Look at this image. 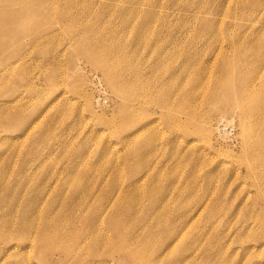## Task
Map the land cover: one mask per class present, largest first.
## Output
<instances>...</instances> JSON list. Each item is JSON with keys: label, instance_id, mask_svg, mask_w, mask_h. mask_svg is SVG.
<instances>
[{"label": "rangeland", "instance_id": "1", "mask_svg": "<svg viewBox=\"0 0 264 264\" xmlns=\"http://www.w3.org/2000/svg\"><path fill=\"white\" fill-rule=\"evenodd\" d=\"M42 1L0 4V264H264L263 161L243 150L237 106L198 102V127L148 99L176 70L159 43L210 63L208 85L252 81L227 60L235 46L264 59V0ZM100 36L130 59L85 53ZM95 60L123 63L127 94L144 97L115 93Z\"/></svg>", "mask_w": 264, "mask_h": 264}, {"label": "bare ground", "instance_id": "2", "mask_svg": "<svg viewBox=\"0 0 264 264\" xmlns=\"http://www.w3.org/2000/svg\"><path fill=\"white\" fill-rule=\"evenodd\" d=\"M57 1H55L56 4H57ZM10 2H12V0H0V4L10 3ZM42 2H44V1H42ZM70 2H72V1H70ZM79 3H80V1H79ZM19 4L20 3H18V5ZM72 4H75V3H72ZM39 5L41 6V4H39ZM52 5L54 6V4H51V6ZM104 5L106 6L105 2H104ZM104 5L102 4V6H104ZM54 8L56 10L57 6L56 7L54 6ZM54 8H51V10H53ZM67 8H69V7H67ZM102 8H104V7H102ZM70 9L72 10L71 6H70ZM49 10H50V8H49ZM67 11H68V9H67ZM7 12H9V10ZM125 12L123 13L124 15H125ZM1 13H4V12H1ZM57 13H58V11H57ZM69 13L67 14L68 16H69ZM53 14L54 13H52V15ZM55 15H57V14H54L53 16L55 17ZM49 16H51V15H49ZM70 17L71 16L63 18L60 21L61 25L64 26L65 24H67L68 21L71 19ZM95 17H97V16H95ZM123 17H125V16H123ZM52 18L50 20H52ZM75 18L78 19L80 17H78V15H77V17H74V19ZM97 18H95L96 21H97ZM0 21H1L0 25H3V27H5V25L8 24L7 20L0 19ZM23 23H26V20H23ZM45 25L49 26V24H44V26ZM50 25H53V24H50ZM90 25H91V23H90ZM63 26H61V28ZM20 29H22V28H20ZM85 29H87V28H85ZM22 31H24V30L22 29ZM52 31H54V30H52ZM98 31L100 32V30H98ZM86 32H89V30H86ZM99 32H97V34H99ZM52 33L54 34V32H52ZM90 33L92 34V32H90ZM100 34L102 35V32H100ZM107 34L108 33H106V35L105 34L104 35L107 36ZM86 35H87V33H86ZM117 35H118V33L116 34V36ZM4 36H7V35L5 34ZM83 36H84V34H83ZM97 36H99V35H97ZM85 38H88V37H85ZM10 39L7 38L5 40V43L7 41L9 42ZM83 40H85V39H83ZM98 40L100 42H97V43H94V44L90 43V46L88 45V50H87L88 52L86 51L85 53H90V52L93 53L95 51L101 52L100 51L101 49L97 46L99 43H101L103 46H100L101 44L99 46L101 48L103 47L102 48V52L106 53V54H109L111 56V60L116 61V60H121V59L122 60H129L130 59V56L127 57V52H123L125 50H123L122 46L120 45L122 43H120V44L117 43L116 39H109V38H106L104 36H100L99 39L97 38V41ZM72 41L73 40H71V42ZM75 42H76V45H75ZM75 42L73 43V45L77 46L78 45V39H76ZM8 45H10V43ZM8 45L5 44V46H8ZM34 45L30 46V47L34 48ZM255 46L256 45H251V46H247V48H249V51H250V48H251V50H255V49H257L256 48L257 46L256 47ZM258 46L260 47V45H258ZM124 47H126V46H124ZM243 47H245V46L243 45ZM121 48H122L123 51L121 50ZM157 48H158L157 49V53L158 54L163 53L164 55H166V57L163 59L162 63H165V64L168 65V57L171 56V59L174 62V67H176V70H174V73L178 74L179 80L177 79V75H175L172 71H170L169 72L170 79H166L165 80L166 83L161 84L160 85V89L159 88L156 89V91L154 93V98H148V99H150V100L155 99L156 102L165 110H168V109L171 110L170 105L177 106L179 108V110H180V113H182V114H184L186 116L185 117L186 118L185 121L191 122L193 124L195 123L196 126L201 127V125H202L201 120L203 118H200L199 117L200 114L195 111L196 110V104L198 102L204 100V99H209L214 105L217 104V103H222L223 104V102H225V97H227V98L229 97L227 101L228 102L230 101L231 103H234L235 108L237 106L239 114H240V124L239 125H240L241 140L243 141L242 146H243L244 152L247 153V154L249 153V154H253V155L259 156L260 159L263 161L262 166L261 165L256 166V173H255V171H253V174L256 176V178L260 182V184L257 187V190H258L257 194H258V196L264 198V95H263V92H264V73L260 72L258 74V73L255 72V70H256L255 67H257L256 65H258V70H259V68L261 66L264 67V59L261 58L262 62H260V60H259L260 66H259V64H253L254 61L252 62V61L248 60L246 54L244 53V51H246L245 48L244 49H239L240 47L238 48L237 46H235L233 51H237V54H233V57L228 58L227 61H228V63H230L228 71L230 72L231 75L234 76V75H238V73H237L238 71H243V70L249 71V70H251L253 79H252V81L244 79L245 77L244 78H239L238 80L234 79L235 81H239L241 84L239 86H237L238 84L237 85L235 84V86H234L235 88L231 87L232 89L230 88V89L224 90V89H222V87L219 86L220 83L218 81V78L211 85H208V83L205 81V78H206L207 75L205 77H203V78L199 76V74L205 72V67H207V69H208V66H209L210 63L209 64L206 63L205 67H204V65H200V70H197V63L195 62V60H193L191 65H190V60L189 59L185 60V62H183V63H178V60L176 59V56L174 55L175 52L172 53L171 50H168V47H166L163 43H159L157 45ZM217 51H218V53L216 55H218L220 53V49L217 50ZM263 51H264V49H263ZM194 52H195V50H194ZM221 53H225V52H221ZM246 53H248V52H246ZM204 54H205V52H204ZM255 56H256V54H255ZM260 57L261 56L259 55V59H260ZM0 58H1L0 59V61H1L2 57L0 56ZM251 58H254V57H251ZM14 59H15V62H16L17 58H14ZM196 59H198V58H196ZM4 60H5V58H4ZM15 62L12 61V65ZM95 62H96V64L98 66H100V68L103 69V72L105 74V79L107 80V82L111 86V88L116 91L115 93L121 92V93H119L120 96H121V94L124 95L125 94L124 92H126V90L124 89V86L127 83V81L125 80V76H126L125 74L126 73L124 72V71H126V66L122 63L121 65H119V67L117 65V68L115 70H109L106 67H104L103 65H101L100 62H97V60H95ZM4 63L1 64L2 65L1 67H3ZM6 67H7V65H6ZM189 67L193 68V71L195 73H192L191 71L187 70ZM1 69L3 70V68H1ZM4 70H6V69L4 68ZM111 71L115 72V73H112ZM137 72H135L136 76L138 75ZM1 74H4V73H1ZM230 74H229V76H230ZM120 75L121 76L124 75L123 78H122L123 80L121 79ZM230 77H232V76H230ZM247 77H248V75H247ZM257 82H259V83L256 84V88H255L256 90L254 89L256 91V93L254 94V92H253L254 90L253 91H249V87H251L253 84H255ZM244 88H245L246 92H244ZM251 92H253V93L251 94ZM135 97L139 98V97H144V96L143 95H134V93L130 96V94L129 93L127 94V92H126L124 98L126 100H131L132 98H135ZM171 98H173L172 101L170 100ZM175 100L181 105V107ZM181 100H182L183 103H181ZM145 101L147 102V100H145ZM226 104H227V102H226ZM228 105H229V103H228ZM234 111H235V109H234ZM236 111H237V109H236ZM118 252H119V250H118ZM135 255H136V253H135ZM141 257L142 256H140V258ZM146 257H147V255H146ZM137 258L139 259V257H137ZM109 260H110V258H109ZM146 260H147V258H146Z\"/></svg>", "mask_w": 264, "mask_h": 264}]
</instances>
